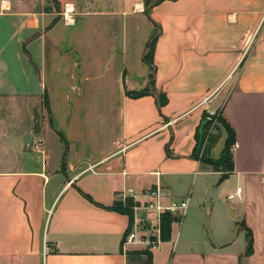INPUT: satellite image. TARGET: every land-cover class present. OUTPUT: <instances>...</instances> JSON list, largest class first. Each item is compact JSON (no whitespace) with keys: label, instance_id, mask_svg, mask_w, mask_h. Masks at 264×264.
I'll return each instance as SVG.
<instances>
[{"label":"crops","instance_id":"crops-1","mask_svg":"<svg viewBox=\"0 0 264 264\" xmlns=\"http://www.w3.org/2000/svg\"><path fill=\"white\" fill-rule=\"evenodd\" d=\"M20 99L31 166L0 170V264H264V0H0V138ZM215 111L235 133L222 181L198 145ZM156 184L187 209L167 241L124 245L158 219L112 206Z\"/></svg>","mask_w":264,"mask_h":264},{"label":"trees","instance_id":"trees-1","mask_svg":"<svg viewBox=\"0 0 264 264\" xmlns=\"http://www.w3.org/2000/svg\"><path fill=\"white\" fill-rule=\"evenodd\" d=\"M142 1L144 5V12L145 14H148L149 10L153 8L155 5H157L162 0H142ZM152 46H153V41L148 45V51H147V54L145 55V60L147 62H149V56H150V51H151ZM152 71H153V68H152ZM151 78H152V75L150 76L149 83L152 82ZM147 93H148V89H145L142 92L134 93L131 95L133 97H140V96L146 95ZM164 102L165 100L161 101V104ZM218 124L222 125L225 128L227 132V141L225 144V148L223 152L221 153L220 159L217 161H214L211 159L210 154L214 147V144L218 141L220 137V135H218L219 133V129L217 126ZM199 128H200L199 140H198L199 149L203 141L207 138V143L203 150L200 161L212 166L213 169H215L216 171L221 172L222 173L221 181L225 180L228 174H230L233 171V159H232V154L230 152V149L234 145V141H235L234 130L231 128L229 123L226 121L224 117H222L220 113H218L217 116L215 115L211 116V115H208L207 113H203ZM211 128L212 130L217 132V135L214 136V135L209 134V130ZM112 209L115 210L116 212L128 215L131 221L132 212H131V209H129L128 207H125L120 202H117L112 206ZM174 221H175V218H173L170 214L165 213L161 215L160 224H159L161 241H167L169 239L171 225ZM240 227L245 231L247 247L243 254V257H247V256H250L252 253V234H251V231L245 226L244 223H240ZM146 264H149V262H147Z\"/></svg>","mask_w":264,"mask_h":264},{"label":"built area","instance_id":"built-area-1","mask_svg":"<svg viewBox=\"0 0 264 264\" xmlns=\"http://www.w3.org/2000/svg\"><path fill=\"white\" fill-rule=\"evenodd\" d=\"M73 14V9L72 6L69 4H64L63 6V11L61 13V17L64 21L65 24H69L70 23V19L72 17ZM212 132V128L209 130V134ZM207 143V138L203 141L201 148H200V155H202L203 150L206 146ZM42 144V140L40 138H37L35 140L34 143V148L35 150H40ZM236 147V144H234L231 149H234ZM230 149V150H231ZM240 194H241V188L237 187L234 191L233 194H230L226 197V199L228 201H233V200H240ZM145 196L147 198V200L139 205H134L133 207V212L138 211V210H142L144 211V213H153L154 215H156V219H158V223L156 225L155 228H153L150 231V234L148 237H146L145 235H139L137 233V230L134 229L135 227H138L139 222H143V218L141 217L140 219H136L135 217L133 218V225L131 230L125 235L124 237V245L127 246H131V245H135L137 243H141L144 244L145 246H147L148 248H154L156 247L160 242V228H159V224H160V217L161 215L167 213L170 214L172 217H180L184 214L185 210L187 209L188 206V199H183L181 201H179V203L177 205L175 204H170V205H164L162 203L163 199H166L168 197V193L166 192V190L159 186V185H155L152 189L148 190L145 193ZM145 224L146 227H142L140 228L141 230H145L146 228H148V222L145 219Z\"/></svg>","mask_w":264,"mask_h":264},{"label":"rangeland","instance_id":"rangeland-1","mask_svg":"<svg viewBox=\"0 0 264 264\" xmlns=\"http://www.w3.org/2000/svg\"><path fill=\"white\" fill-rule=\"evenodd\" d=\"M20 101L22 102V104L18 105V110L20 111L19 114H16V124L13 127L12 124H9L8 127L6 126L4 129V133L7 134V138L3 139L0 138V170H4L8 167H19L17 166L18 164L20 165V168L22 169H29L31 164H26L25 163V159H27V153H29L28 151L22 152L23 148L27 149V147H25V145H30L32 143V139H33V135H29L28 133L30 132L29 130H27L26 126L27 124H25L26 122V118H25V114H24V99H20ZM4 104L0 103V107H3ZM218 111V110H217ZM215 111L213 113V115L211 116H217L218 112ZM209 115V114H208ZM0 118L3 120L6 119H12V115L5 113L4 110L0 111ZM2 131V129H1ZM3 132V131H2ZM35 133V131H32V133ZM210 135H217V132H215L214 130H212V132L210 133ZM219 135V133H218ZM219 137V136H218ZM215 145V144H214ZM34 157L37 156V154H33ZM120 203L125 206L128 207L129 209H131V212H133V207H134V201L129 199V198H123L121 199ZM174 218V217H173ZM176 220V219H175ZM145 222V216H143V222H139L137 224H139V228H144L146 227V225H144ZM150 226L148 225V228Z\"/></svg>","mask_w":264,"mask_h":264},{"label":"water","instance_id":"water-1","mask_svg":"<svg viewBox=\"0 0 264 264\" xmlns=\"http://www.w3.org/2000/svg\"><path fill=\"white\" fill-rule=\"evenodd\" d=\"M218 129H219V139L218 141L215 143L214 147H213V152L212 155L210 156L212 160L217 161L220 159L221 153L223 152L224 148H225V144L227 141V132L225 130V128L218 124Z\"/></svg>","mask_w":264,"mask_h":264}]
</instances>
